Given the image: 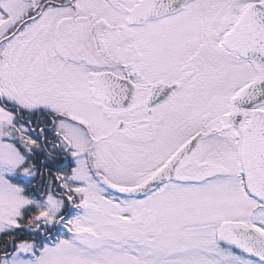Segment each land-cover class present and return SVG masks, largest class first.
Wrapping results in <instances>:
<instances>
[{
    "label": "snow or ice",
    "instance_id": "6c2138e0",
    "mask_svg": "<svg viewBox=\"0 0 264 264\" xmlns=\"http://www.w3.org/2000/svg\"><path fill=\"white\" fill-rule=\"evenodd\" d=\"M0 264H264V0H0Z\"/></svg>",
    "mask_w": 264,
    "mask_h": 264
}]
</instances>
